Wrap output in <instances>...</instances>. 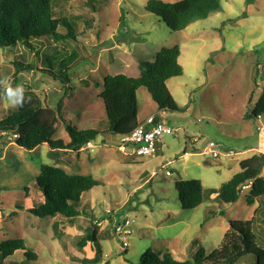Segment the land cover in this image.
Here are the masks:
<instances>
[{
    "label": "rangeland",
    "instance_id": "rangeland-1",
    "mask_svg": "<svg viewBox=\"0 0 264 264\" xmlns=\"http://www.w3.org/2000/svg\"><path fill=\"white\" fill-rule=\"evenodd\" d=\"M149 1L55 0L56 12L78 28L77 41L57 43L48 38L35 42L34 51L22 45L0 49V120L18 105H12L7 95V88L15 85L31 89L57 113L55 140H70L67 125L100 131L92 151L56 154L47 144L34 151L14 143L4 147L0 244L23 239L38 256L28 261L17 252L4 264H140L148 250L168 251L176 260L187 261L200 249L209 254L218 248L231 221L253 218L262 242L258 244L264 248V207L248 206L250 188L235 204L219 202L213 195L198 208L185 210L174 187L177 181L199 180L206 189L218 190L242 170L243 162L255 167L263 163L264 114L255 120L246 115L254 110L264 87V0H222L220 12L180 32L147 12ZM175 46L181 48L184 74L166 86L178 111L160 110L146 88L137 92L140 119L158 116L173 133L165 135L155 155L137 156L131 146L126 153L119 151L120 136L106 132L107 115L99 98L105 78L120 74L138 78L142 62L154 63L162 49ZM47 59L57 65H46ZM15 61L32 64L35 70L15 77ZM40 69L58 75L68 71L71 82L62 83ZM211 142L220 146L219 158L205 154ZM43 166L95 177L100 184L84 200L89 217L39 218L23 209L44 199L36 185ZM127 219L133 223L128 247L123 248L116 227ZM93 225L98 229L99 255L91 245L79 248ZM249 261L256 264L254 256L241 264H252Z\"/></svg>",
    "mask_w": 264,
    "mask_h": 264
},
{
    "label": "trees",
    "instance_id": "trees-1",
    "mask_svg": "<svg viewBox=\"0 0 264 264\" xmlns=\"http://www.w3.org/2000/svg\"><path fill=\"white\" fill-rule=\"evenodd\" d=\"M55 0H0V49L24 46L34 51L35 42L43 39L65 42L77 41V27L64 14L56 12ZM68 1V0H67ZM222 0H182L176 3H165L161 0H150L146 11L160 18L170 30L180 32L191 24L207 19L211 14L222 10ZM60 4V3H59ZM58 5V4H57ZM64 28V33L59 29ZM181 48H164L156 56V61L142 62L141 74L138 78L125 75L107 76L103 91L99 98L103 101L108 127L106 132L120 136H129L140 124L137 92L146 88L162 111H178V105L168 90L166 83L170 79L183 76L184 69L180 64ZM49 62V64L47 63ZM46 65L57 63L46 60ZM15 77L25 71H34L32 64L15 61ZM55 80L70 83L68 71L57 74L50 69H40ZM2 66L0 64V74ZM12 88H16L12 85ZM24 98L15 109L0 120V154L9 143H15L27 151H34L47 144L52 153L66 150L80 153L88 142H93L100 131L78 130L67 125L69 141L55 140L58 132V115L54 109L45 106L42 99L27 88ZM264 114L263 92L252 112L246 115L248 120L259 119ZM156 124L162 123L156 116ZM17 138L13 140V136ZM9 140V141H7ZM187 154V152H185ZM242 170L220 189H206L199 180H181L174 184L183 209L198 208L205 199L217 195L216 200L224 204H235L239 201L243 188L250 185L246 199L248 206L260 204L264 207V178L261 176L264 160L260 166H252L250 161L241 164ZM93 175L70 174L59 166H43L36 185L43 195L44 201H33L27 211L39 218H56L61 216L74 220L82 215L89 217V204L84 202L92 195V190L99 186ZM29 190H27L28 192ZM87 205L86 210L84 206ZM260 211V210H259ZM258 210L255 211L257 213ZM264 213V211H263ZM264 221V217H263ZM96 224L97 221H96ZM98 229L93 225L79 242V248L88 245L97 249ZM255 231V219L231 221L230 229L222 243L211 253L200 249L192 260L179 261L168 251L148 250L143 254L140 264H241L245 258L254 256L256 264H264V248L258 242ZM261 242V241H260ZM262 243V242H261ZM95 244V245H94ZM17 252H23L28 261H36L38 256L28 249L25 240L14 239L0 244V264H4ZM252 263V261H249ZM253 264V263H252Z\"/></svg>",
    "mask_w": 264,
    "mask_h": 264
},
{
    "label": "built area",
    "instance_id": "built-area-1",
    "mask_svg": "<svg viewBox=\"0 0 264 264\" xmlns=\"http://www.w3.org/2000/svg\"><path fill=\"white\" fill-rule=\"evenodd\" d=\"M156 116L148 117L143 123H140L139 126L129 135L120 139V145L118 147L119 151L126 153L128 148L131 146L135 149V154L137 156H149L155 155L161 145L164 144V137L166 134H172L173 130L162 123L156 124ZM17 138V135L13 136V140ZM197 140H195L196 142ZM220 146L211 142L209 144V149L205 152L206 155H209L213 158H219L220 154L217 149ZM94 145L92 142L86 143L82 150L92 151ZM170 175V172L167 173ZM246 186L243 188H249ZM133 221L127 219L123 223L119 224L116 227V234L119 236L123 248H127L128 244L126 242L129 235V228L132 225Z\"/></svg>",
    "mask_w": 264,
    "mask_h": 264
},
{
    "label": "clouds",
    "instance_id": "clouds-1",
    "mask_svg": "<svg viewBox=\"0 0 264 264\" xmlns=\"http://www.w3.org/2000/svg\"><path fill=\"white\" fill-rule=\"evenodd\" d=\"M7 95L9 102L12 105L19 104L23 101L24 98V89L22 86H17L16 88H7Z\"/></svg>",
    "mask_w": 264,
    "mask_h": 264
},
{
    "label": "crops",
    "instance_id": "crops-1",
    "mask_svg": "<svg viewBox=\"0 0 264 264\" xmlns=\"http://www.w3.org/2000/svg\"><path fill=\"white\" fill-rule=\"evenodd\" d=\"M150 116H155V115H149L148 117H150ZM148 117H147V118H148ZM147 118L141 120L140 117H139V121H140V123H143ZM160 120H161V119H160ZM14 144H15V143H14ZM261 145H262V146H261V147H262L261 149L264 150V142L261 143ZM261 149H260V151H262ZM64 151H66V150H64ZM56 154H58V151L56 152ZM248 159H249V158H248ZM57 163H58V162H57ZM60 167H61V166H60ZM62 168H64V167H62ZM64 169H65V168H64ZM65 170H66V169H65ZM43 201H44V199H43ZM41 202H42V200H41ZM31 207H32V206H31ZM31 207H28V208H31ZM28 208H23V209H26V210H27Z\"/></svg>",
    "mask_w": 264,
    "mask_h": 264
}]
</instances>
